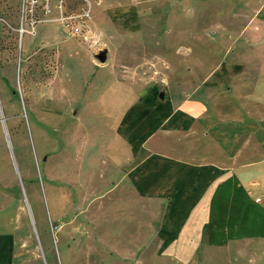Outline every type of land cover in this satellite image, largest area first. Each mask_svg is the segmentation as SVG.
<instances>
[{
    "label": "rangeland",
    "instance_id": "374dc122",
    "mask_svg": "<svg viewBox=\"0 0 264 264\" xmlns=\"http://www.w3.org/2000/svg\"><path fill=\"white\" fill-rule=\"evenodd\" d=\"M19 12L20 0H0V264H131L135 258L122 259L110 247L118 233L109 232L125 239L135 219L134 249L149 243L137 239L145 222L141 200L116 218L109 210L117 193L115 179L104 172L111 168L106 152L122 136L118 127L128 112L136 118L150 112L148 92L171 84L172 61L189 62L193 50L237 58L240 30L251 19L235 0H66L68 24L54 11L33 35L20 32ZM199 45L208 50H196ZM222 87L221 103L237 111L243 102L234 86ZM160 112L154 118L161 119ZM237 114L228 123L216 121L237 141L229 152L240 148L243 122L249 148L257 138L264 152V115L246 121ZM157 122L147 123L144 133ZM249 244L248 255L239 246L200 245L191 262L167 264H253ZM256 247L264 264V241Z\"/></svg>",
    "mask_w": 264,
    "mask_h": 264
},
{
    "label": "crops",
    "instance_id": "0c3cea01",
    "mask_svg": "<svg viewBox=\"0 0 264 264\" xmlns=\"http://www.w3.org/2000/svg\"><path fill=\"white\" fill-rule=\"evenodd\" d=\"M235 1H239L241 15L251 19L240 30L238 57L213 59V53L204 57L203 52L193 50L189 62L172 61L167 75L171 84L165 89L154 84L158 91L148 92L150 112L140 115L146 123L144 118L129 117L128 112L118 127L122 136L106 152L111 168L104 172L115 179L117 193L109 209L113 216H122L121 210L134 211L135 198L143 203L145 222L138 225L137 239L149 244L134 249L135 219L134 229L125 239L118 230L109 232L118 233L111 237L110 247L122 259L135 258L131 264H167L178 259L188 263L200 245L212 250L239 246L245 249L240 253L248 255L249 243L255 246L249 244L248 257L259 264L256 256L261 258L262 252L257 255L256 246L264 241L263 148L257 138L255 147L249 148L252 141L244 134L247 122H243L240 148L229 152L237 141L231 142L225 130L218 128L222 124L216 122L228 123L236 112L246 121L264 115V102L257 99L264 96V0ZM187 63L191 66L188 73L184 70ZM228 83L243 102L237 111L218 98ZM158 110L161 119L154 118ZM155 119L157 124L144 133L147 123ZM101 162L108 161L101 158ZM95 219L101 220L98 213ZM151 227L155 228L153 235ZM4 236L0 234V257ZM105 238L106 233L101 232L99 240ZM151 241L156 242L153 248ZM10 243L14 245V238Z\"/></svg>",
    "mask_w": 264,
    "mask_h": 264
},
{
    "label": "built area",
    "instance_id": "2783aa9c",
    "mask_svg": "<svg viewBox=\"0 0 264 264\" xmlns=\"http://www.w3.org/2000/svg\"><path fill=\"white\" fill-rule=\"evenodd\" d=\"M65 1L66 0H20V32L22 34L28 33L35 35L36 25L38 23L48 22L49 20H44L43 17L50 16L54 11L60 15L65 24H68L70 20L65 17L64 13ZM81 28H83V26L75 27L73 29V34L81 32Z\"/></svg>",
    "mask_w": 264,
    "mask_h": 264
},
{
    "label": "water",
    "instance_id": "95a60500",
    "mask_svg": "<svg viewBox=\"0 0 264 264\" xmlns=\"http://www.w3.org/2000/svg\"><path fill=\"white\" fill-rule=\"evenodd\" d=\"M97 57H98V59H99L102 63H105V62L107 61V55H106L105 52H101V53H99ZM160 96H161V97H164V94L161 93Z\"/></svg>",
    "mask_w": 264,
    "mask_h": 264
}]
</instances>
